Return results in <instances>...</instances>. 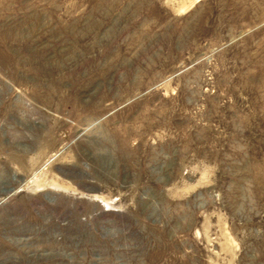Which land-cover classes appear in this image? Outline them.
<instances>
[{
	"label": "rangeland",
	"instance_id": "1",
	"mask_svg": "<svg viewBox=\"0 0 264 264\" xmlns=\"http://www.w3.org/2000/svg\"><path fill=\"white\" fill-rule=\"evenodd\" d=\"M0 264H264V0H0Z\"/></svg>",
	"mask_w": 264,
	"mask_h": 264
}]
</instances>
